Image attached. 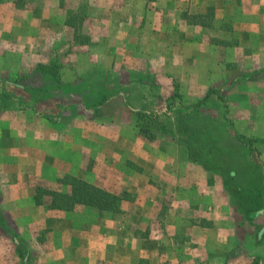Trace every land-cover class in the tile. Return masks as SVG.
Segmentation results:
<instances>
[{"label":"rangeland","instance_id":"374dc122","mask_svg":"<svg viewBox=\"0 0 264 264\" xmlns=\"http://www.w3.org/2000/svg\"><path fill=\"white\" fill-rule=\"evenodd\" d=\"M35 1L0 0V209H12L13 213L7 224L0 220L1 230H6L0 231V264H180L174 262L175 256L170 251H162L164 255L160 259L162 255L157 250L150 255L142 251L146 244L136 246V236H151L153 221L158 223L156 229H161L162 216L173 208L172 201L163 194L160 200L153 196V200L143 202L142 206L136 203V158L122 161L114 157L116 148L110 143L109 135L102 134V143L95 140L96 136L83 137L79 128L73 134L76 149L69 147L68 138L59 154L49 159L50 165H38L37 170L32 165L15 168L24 156L19 152L10 157L5 152L4 145L9 143L11 149L13 141L9 130V137L4 139L2 135L4 118L9 114L21 117L28 109L46 118H58V121L49 120L61 123L60 130L65 129L69 134L73 131L68 130L64 120L99 112L88 111L87 103L105 102L122 91L128 92L130 102L125 99L130 103L128 108L147 110L158 116L143 124L151 125L158 136L155 140L164 135L168 138L171 132L166 140L183 148L186 154L179 156L178 162L183 158L188 165H202L210 173H216L234 193L233 200L247 217L252 219L254 212L264 210V78L245 83L239 89L213 90L209 99L199 106L179 89L175 90L170 99L177 105L160 113L156 109L166 92L162 88H146L144 84L148 81L143 74H128L123 78L118 73L102 71L92 57L86 63L77 56L65 60L60 56L74 48L78 53L79 43L102 47L99 28L93 25L100 11L90 8L97 0H57L60 5L57 16L65 17L75 33H62L58 40L50 42L55 56L47 59L45 67L39 62H29L33 60L24 57L23 52L26 48L36 52V47L25 43L28 13L20 7L31 9ZM155 61L157 65L160 63L159 59ZM69 63L79 67L76 78L71 80L73 84L66 77ZM139 76L145 82L143 85ZM114 113L117 112L113 107L110 114L117 117ZM124 116L128 121V110ZM41 167L46 170L41 171ZM68 175L121 197L122 210L100 211L90 205H77L73 210L50 208L51 191H71V185L62 181ZM166 188L170 192L177 189L172 184ZM223 192L228 193L225 188ZM51 243H55L54 253ZM139 248L146 257L139 256ZM169 256L172 258H165Z\"/></svg>","mask_w":264,"mask_h":264},{"label":"crops","instance_id":"0c3cea01","mask_svg":"<svg viewBox=\"0 0 264 264\" xmlns=\"http://www.w3.org/2000/svg\"><path fill=\"white\" fill-rule=\"evenodd\" d=\"M20 8L28 13L25 43L36 47V52L26 48L23 55L32 59L31 63L46 64L48 58L55 56L50 42L58 40L62 33L74 34L73 25L57 16V0H36L33 8ZM90 8L100 11L93 25L99 28L102 47L79 43V54L74 48L60 56L64 60L77 56L86 63L92 57L102 71L118 73L123 78L143 74L148 83L139 76L142 85L166 92L156 109L160 113L173 102L170 98L175 90L197 103L209 89H239L264 78V0H97ZM71 40L77 47L74 38ZM78 68L69 63L66 77L69 76L70 84L79 73ZM129 96L122 91L105 102L87 103L88 111L99 112L64 120L68 130L73 131L69 134L60 130L61 123L33 110H25L21 117L9 114L4 118L2 135L5 139L11 132L13 147L10 149L6 139L5 152L10 157L19 152L24 156L15 168L32 165L37 170L40 165H50L49 159L59 154L68 138L69 147L76 149L73 134L79 128L83 137L96 136L95 140L102 143V134L109 135L116 148L114 157L122 161L136 158V203L142 206L143 202L160 200L163 194L172 201L173 208L162 216L160 230L153 221L151 236H136V246L146 244L142 251L150 255L157 250L162 255L160 259L164 251H170L174 262L180 264H254V260L264 264V210L254 212L252 219L247 217L233 200L234 193L216 173L202 165H188L183 158L178 162V157L186 153L181 146L166 140L167 135L148 140L137 125V116L134 123V110L125 103ZM113 107L117 117L110 114ZM125 110L129 111L128 121ZM109 116L112 119L108 123ZM170 184L175 185L176 191L166 188ZM224 188L228 193L223 192ZM5 209H0V220L7 224L13 213L12 209ZM178 235L182 236L180 240L175 239ZM51 246L54 253L55 243ZM138 250L140 257L147 256L142 255L141 248Z\"/></svg>","mask_w":264,"mask_h":264},{"label":"trees","instance_id":"16d2710c","mask_svg":"<svg viewBox=\"0 0 264 264\" xmlns=\"http://www.w3.org/2000/svg\"><path fill=\"white\" fill-rule=\"evenodd\" d=\"M42 66L45 67L46 65L42 64ZM212 92L213 89H209L207 93L197 101L196 106L204 104L209 99ZM125 103L126 105L129 104L127 101H125ZM175 105V103L170 102L168 108L173 109ZM134 112L136 113L137 125L139 126L141 133L148 140L157 139L158 136L153 132L151 125L143 124L145 122L148 123L151 119L154 120L158 118V116L156 117L150 111L142 109H134ZM142 116H145L146 119H141ZM49 119L52 121H58V118L56 117H53L52 119L49 117ZM62 181L71 185V191L68 193L51 191L50 194L52 200L49 205L50 208L73 210L77 205H90L98 208L100 211H110L115 213L122 210V199L114 193L75 176L68 175ZM254 264H260V262L256 261Z\"/></svg>","mask_w":264,"mask_h":264}]
</instances>
